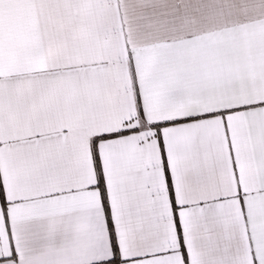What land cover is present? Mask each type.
I'll use <instances>...</instances> for the list:
<instances>
[{"label": "snow or ice", "instance_id": "1", "mask_svg": "<svg viewBox=\"0 0 264 264\" xmlns=\"http://www.w3.org/2000/svg\"><path fill=\"white\" fill-rule=\"evenodd\" d=\"M0 264H264V0H0Z\"/></svg>", "mask_w": 264, "mask_h": 264}]
</instances>
